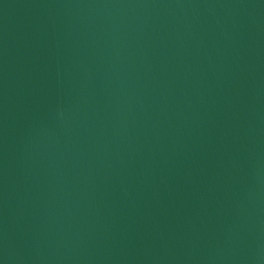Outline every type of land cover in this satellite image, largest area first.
I'll return each instance as SVG.
<instances>
[{"label":"water","instance_id":"obj_1","mask_svg":"<svg viewBox=\"0 0 264 264\" xmlns=\"http://www.w3.org/2000/svg\"><path fill=\"white\" fill-rule=\"evenodd\" d=\"M0 264H264V0H0Z\"/></svg>","mask_w":264,"mask_h":264}]
</instances>
